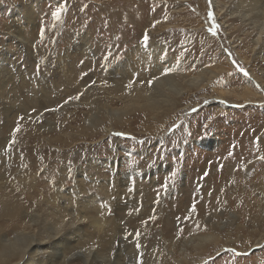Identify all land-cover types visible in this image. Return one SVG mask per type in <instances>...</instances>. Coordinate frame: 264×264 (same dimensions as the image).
I'll return each instance as SVG.
<instances>
[{"label": "rangeland", "instance_id": "374dc122", "mask_svg": "<svg viewBox=\"0 0 264 264\" xmlns=\"http://www.w3.org/2000/svg\"><path fill=\"white\" fill-rule=\"evenodd\" d=\"M22 2L29 3L34 18L20 19L19 38L11 32L18 23L13 12ZM210 3L0 0V54L10 47L13 64L28 77L27 83L19 84L13 73L14 82L4 85L7 98L0 96V172L11 182L20 178L23 192L19 189L12 198L22 203L18 207L42 215L29 196L74 202L86 218L78 245H95L96 235L114 223L113 240L125 233L151 250L173 239L177 248L193 254L198 238L213 232L217 244L199 264H264V239L249 246L264 237V97L242 102L235 95L250 82L251 72L264 81V41L255 44L256 29L245 26L234 9L225 18L223 7L212 10ZM117 8L131 11L134 23L122 20ZM81 35L88 38L91 50L84 56L77 54ZM150 43L164 49L162 64L167 69L162 72L179 76L182 92L192 93L174 112L156 117L142 107L143 101L132 103L123 93L127 86L147 87L156 76L152 74L158 60L151 58ZM69 45L76 53L56 67L54 82L46 85L37 79L49 75ZM27 47L40 60L31 59ZM226 58L231 67L227 76L217 78L220 84L211 82L196 90L187 83L207 72L202 69H213L216 63L226 66ZM253 87L260 90L256 83ZM158 88L163 94L159 99L171 96L166 85ZM218 93L224 98L212 96ZM111 108L122 111L119 122ZM150 170L153 173L146 174ZM124 175L133 188L121 184ZM56 189L63 196L57 201ZM0 218V223L9 224L10 236L18 229L29 231L20 224L24 219ZM171 257L177 259L178 253ZM73 262L83 264L78 258Z\"/></svg>", "mask_w": 264, "mask_h": 264}, {"label": "bare ground", "instance_id": "6f19581e", "mask_svg": "<svg viewBox=\"0 0 264 264\" xmlns=\"http://www.w3.org/2000/svg\"><path fill=\"white\" fill-rule=\"evenodd\" d=\"M220 1L211 0L210 7L212 8V10L216 9L217 11L219 10L218 6L219 5L222 6L223 17L225 18H227L226 16H228V14L231 15L234 14V12H236L237 16L240 19H242L243 22L245 23V26L247 24H249L250 26L251 24L252 29L253 27L254 29H256L255 30L256 32L254 33L255 38L253 40L255 44L257 45L262 44L264 41V0H238L239 2L235 3L234 5H231V3L227 5L228 3L226 1H223L222 3H220ZM30 8L31 7L29 3L22 2V5L16 8V12H13L14 15L18 16L17 19L15 18L18 23H15L16 25L14 26L12 25L13 27L11 26L13 31L11 33L16 34L19 38L21 36V28H20L21 26L19 27L17 24L19 25L21 24L20 19H24L25 21L31 22L32 19L34 18L33 15L34 12H32L31 10L32 8L31 9ZM176 8H178L179 10L181 9L180 7H176ZM232 9H234V12L231 11ZM117 11L118 14L119 13L123 14L121 16L122 20L128 23L133 22L132 20L133 17L131 18V14H132L131 11L129 10L123 11V9H118ZM110 15L112 16V14ZM216 15H218L217 12ZM73 37H75V34L73 35ZM75 40L76 39L73 38V42L76 43ZM87 41L88 38L85 35H81L79 38L77 37V43H76V47L78 49L77 54H79L80 56L82 55L84 56L85 54H90L91 50L88 44L89 42ZM25 43L22 42V45L23 46L26 45ZM73 45L72 46L69 45L66 51L68 52L70 51V53H72L73 50L71 51L70 47L72 48ZM138 47L141 48L142 46H138ZM147 47L149 52L151 53V58L154 61L155 59L158 60L155 66V70L152 74L156 76L152 77L151 81L147 84L148 85L147 87L142 88L139 86L136 87L127 86L123 93L127 94V96L129 97L132 103H140L141 101H143L142 107L149 110L151 113L154 114L153 116L156 117L158 113L163 114L167 112H174V110L177 109L178 106L182 104V101L186 100L188 96L189 97L192 96L191 95L192 93L191 90H189L190 92L188 91L182 92V88L179 87L180 84L178 81L180 79L179 76L170 72H162L164 69H167L163 67L162 64L163 62H165L162 61V59H164L162 57L163 55H161L164 52L162 46L156 45L154 43H150L148 44ZM27 48L29 49V47ZM143 50H145V48ZM67 53H65V56L63 57H61V55L57 56L59 60H57L56 63L53 65L54 67L51 66L52 67L50 72L51 74L50 73H48L49 75L42 74L38 76L37 79L41 80V82H44L46 85H51L54 82L53 76L57 72L56 67L57 68L60 67V64H62V62L66 59L67 55L68 57H72L76 52L72 53L71 56ZM146 53L148 54V52ZM26 54L29 57H31V59H36V61L40 60L38 57L34 56L32 52H30V49L26 50ZM74 57L72 58L71 61L68 62L69 70H72V67L75 63L74 59L76 58ZM240 59L242 61L243 60L246 61L245 59L242 58ZM13 60H14L13 52L10 51V47L5 46L0 54V96L3 99L7 98L6 97L7 91L4 89V85L8 83V81L12 83L11 81H13V73H15L18 77V79L15 82L19 84L28 82L27 80L28 77H26L25 74L23 73V71L25 72L26 70L19 68V65H16L17 63L14 65ZM227 60L228 59L226 58V61ZM226 64L227 65L225 66V63L224 64L216 63L213 69H209V68L202 69V70H207V72H204L203 75L190 77L189 80H187V83H189L190 86H193V89L196 90H201L205 85H208L211 82L220 84V81L219 80L217 81V78L221 79V76L225 77L227 76V73L229 74V68L231 67V65L229 61H227ZM250 78H251L250 82H247L246 86L242 87L243 91L235 95L237 97H242V102L263 101L264 81L260 77L257 76L255 77L254 72L250 73ZM37 79L36 80L31 79V80L33 82L39 83ZM253 83H256L259 86L260 93L259 91H257V89H254L255 87H253ZM40 85L43 84L41 83ZM158 85L159 86L166 85L168 92L171 94V96L167 98L159 99L157 96H162L163 94L161 93L160 88H158ZM212 96L220 97L222 99L224 98L222 97L221 93ZM162 103L164 104L162 105ZM218 106H223V105L218 104ZM38 107L39 109H42L41 104ZM113 112H114L113 113L114 116H117L116 120L119 122V120H121L120 118L121 116L118 113H121L122 111L115 109L113 110ZM40 114L41 113L38 114V117H41ZM38 117H34L33 119L37 120ZM89 123H90V119H88V124ZM107 131H109V127L105 128V132ZM147 173L152 174L153 171L152 170L146 171V174ZM6 175H7L6 173L1 174L0 172V217L3 215L5 218L6 217L10 218L9 221H12L13 218L24 219V221L21 222L20 224L21 225L26 224L29 228V231L26 233H22L21 229H18L17 231H14L12 233L13 234L12 236H10L7 233L9 231V229H7V226L9 224L4 225V223H0V264H53V263L72 264L74 258L81 259L83 264H95V263L97 264H170L169 259L172 260L174 264H185V263L199 264L201 259L203 260L205 258L204 254L207 253V251L211 247L217 244V240H218L217 235L212 232L207 235L200 236V238H198L200 239V242L199 241L197 243L194 242L196 244L192 245V247L195 248V252L193 254H190L189 251L181 247L180 249L179 247L177 248L178 245L176 242H175L176 244L174 243L173 239H170L164 245L163 244L156 246L154 245V247L151 250H149L148 248L145 247L144 242L138 239V237H137L138 240L133 242V240H135L134 237L129 236L128 234L125 233L124 235L122 234V236L121 234L119 235L118 241L113 240L115 235L114 233L116 230H115V226H112L114 223H111L110 226H108L109 228L107 230L106 229L104 230L103 234H99L100 236L96 235L98 236L97 237L98 238L97 240L99 241L98 243H96L95 245H91L90 243L87 244L84 242L83 245L82 244L78 245V243L75 242H77L81 238V236L79 235V230H81L82 228L81 224L85 223L86 218L80 214L79 207L76 204H74V202L71 203V201L70 202L64 201L65 203L63 204L61 201H59L60 202L59 203L57 200L59 198H63L59 189H56V191L54 192L55 193L54 197L57 203L56 202L51 203L46 199H43V197L36 198V196H29L28 199H30V203L35 204V205L32 204V206L42 211L41 213L42 215L33 214L31 212L34 210L33 208L31 209V211H29L27 210V207L26 209L18 207L22 203L20 201L12 200V198L14 199V197L18 193L17 191H19V189L21 190L24 189V186H22L20 182V178L17 177L18 179L16 178L13 182H11L9 178H6ZM127 178L128 177L124 175V177L121 179V184L128 186V188L129 187L131 188L133 184ZM115 190L116 189H112L111 192H114ZM129 202L122 204L121 207L123 208V206H126ZM133 205L134 204L131 201L130 206L133 207ZM126 207H128V205ZM2 218H0V220H2ZM92 222H97V221L93 220ZM110 235L112 236L110 237L111 240L108 239ZM127 239L131 240V242H128ZM262 239H264V237H260L258 240L256 239L255 241L250 243L249 246H254V245L256 246L257 244L261 243ZM193 241L194 240L192 241L190 240V243L193 244L192 243ZM115 242L119 243V246H115ZM226 245L229 244L227 243ZM125 251L129 253L128 256L127 253H125ZM175 252L178 253V258L172 259L171 255ZM73 263L75 264V262Z\"/></svg>", "mask_w": 264, "mask_h": 264}, {"label": "snow or ice", "instance_id": "6c2138e0", "mask_svg": "<svg viewBox=\"0 0 264 264\" xmlns=\"http://www.w3.org/2000/svg\"><path fill=\"white\" fill-rule=\"evenodd\" d=\"M148 39H149L148 36L145 35V36H144V40L147 41ZM77 98H78V97H77ZM16 130L18 131L19 129H16ZM192 210H193V211L195 210V206L192 207ZM178 219H179V218H178Z\"/></svg>", "mask_w": 264, "mask_h": 264}]
</instances>
